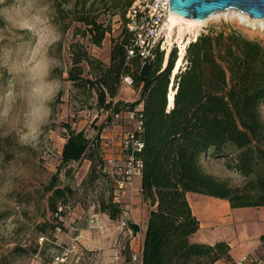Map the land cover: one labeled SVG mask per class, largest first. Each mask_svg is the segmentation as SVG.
<instances>
[{"label": "trees", "instance_id": "trees-1", "mask_svg": "<svg viewBox=\"0 0 264 264\" xmlns=\"http://www.w3.org/2000/svg\"><path fill=\"white\" fill-rule=\"evenodd\" d=\"M132 2L53 0L60 28L65 31L71 26L61 21L71 15V20L85 26L74 27L75 33L95 46H100L105 34L111 32L110 20L98 21L100 12L110 17L119 15L123 21L124 31L111 39L108 63L92 55L82 41L69 44L71 65L67 79L79 88H94L98 106L109 109L111 118L114 113L142 103L139 135L143 147L137 153L142 160L140 193L154 208L148 213L141 264H209L219 259L231 262L226 241L210 244L190 240L199 221L186 192L224 198L231 207L264 206V121L259 110L264 101V46L235 29L199 33L186 46L184 65L172 83L173 106L168 109L167 92L176 51L170 52L165 66L164 51L158 47L151 58L127 56L131 33L124 23ZM64 4L70 6L66 9ZM84 62L88 66L86 77ZM124 75L131 77V86L139 93L132 102L114 99ZM64 126L60 165L86 156L90 161L89 180L100 177L108 185L109 194L99 199L98 211L117 219L124 212V202H113V186L100 170V137L93 143L83 130L67 123ZM208 151L216 157H231L227 167L243 177L242 183L231 186L205 171L200 157ZM58 181L53 175L45 191L50 192L49 209L62 214L58 202L65 204L73 190L68 185H58ZM130 225L134 230L139 228L134 223ZM260 239L264 250V234Z\"/></svg>", "mask_w": 264, "mask_h": 264}, {"label": "rangeland", "instance_id": "rangeland-1", "mask_svg": "<svg viewBox=\"0 0 264 264\" xmlns=\"http://www.w3.org/2000/svg\"><path fill=\"white\" fill-rule=\"evenodd\" d=\"M69 6L64 4L66 9ZM70 17L61 20L71 25L63 31L55 21L53 0H0V264H107L94 261L92 251L81 245L78 248L83 253L77 254L73 236L75 227L85 228L89 214L98 211L99 199L109 194L108 185L100 177L89 180L86 156L64 166L60 157L65 123L83 130L93 143L100 133H110L113 151L120 153L116 142L131 128L130 120L124 114L111 118L109 109L98 106L95 89L75 86L67 79V69L71 65L69 44L76 40L108 63L111 39L124 31L123 21L119 15L100 12L98 21L110 20L111 32L95 46L75 33L74 27L85 26ZM232 29L264 46V21L226 13L195 27L197 35ZM173 49L177 57V42L172 43ZM82 67L83 76H88L85 62ZM170 86L171 79L168 90ZM138 97L137 89L120 82L114 99L132 102ZM259 110L264 121V101ZM227 162L231 157H216L211 151L200 157L205 171L231 186L240 185L243 177L227 167ZM53 175L58 185L73 190L65 204L58 202L60 215L49 209L50 192L45 191ZM123 215L111 220L121 224L123 219L121 225H129Z\"/></svg>", "mask_w": 264, "mask_h": 264}, {"label": "crops", "instance_id": "crops-1", "mask_svg": "<svg viewBox=\"0 0 264 264\" xmlns=\"http://www.w3.org/2000/svg\"><path fill=\"white\" fill-rule=\"evenodd\" d=\"M140 184L141 177H135L133 190L122 197L123 207H127L123 212L125 218L138 225V230H134L130 223L121 225L123 219L121 224L113 222L101 211L89 214L85 228L75 227L74 243L92 251L94 261L141 264V259L133 260L132 256L141 255L148 213L154 206L142 199ZM186 198L199 221L198 229L190 236L191 241L212 244L224 240L230 246L231 261L244 253L262 252L260 236L264 234V206L231 207L227 199L191 191L186 192ZM209 264L230 262L219 259Z\"/></svg>", "mask_w": 264, "mask_h": 264}, {"label": "built area", "instance_id": "built-area-1", "mask_svg": "<svg viewBox=\"0 0 264 264\" xmlns=\"http://www.w3.org/2000/svg\"><path fill=\"white\" fill-rule=\"evenodd\" d=\"M170 0H133L125 13V27L131 33V41L127 48V56L138 55L142 60L153 57L155 49L163 50L165 41V21ZM132 79L129 75L121 78V83L131 86ZM142 103L133 109L122 110L112 114L119 117L125 115L131 122V128L118 137L120 153H114L113 140L110 133H100V145L103 163L101 172L109 179L113 186V202H121L122 197L134 188L135 177L141 175L142 160L137 156L141 151L143 142L139 133L142 130L140 110ZM105 130V127L103 128ZM140 191V187H139ZM58 206V210H61ZM127 210V207L124 208ZM57 214V213H56ZM60 215V214H59ZM77 254L83 253L82 249L74 243ZM133 260H140L141 255L134 254ZM62 260V259H61ZM230 264H264V250L261 253H244L233 259Z\"/></svg>", "mask_w": 264, "mask_h": 264}, {"label": "bare ground", "instance_id": "bare-ground-1", "mask_svg": "<svg viewBox=\"0 0 264 264\" xmlns=\"http://www.w3.org/2000/svg\"><path fill=\"white\" fill-rule=\"evenodd\" d=\"M233 14L236 16H240L241 18H247L251 21H264V18H257V17H250L247 14L239 11L236 8H227L223 10H218L211 15L205 17L203 20H194L187 17H183L173 11H170L167 15L166 21H165V49L166 53L163 60V66L166 65L168 56L170 53V49L173 42H177L179 46V53L178 56L175 58L170 79H171V86L169 87V90L167 92V108H170L173 106V98H174V90L172 87V83L174 80L175 74L179 71L181 64L183 62V55H184V49L186 47V44L190 41V39H195L197 36V32L195 30V27L197 25H201L203 22H205L208 18L220 15V14ZM189 33L190 36H185V34Z\"/></svg>", "mask_w": 264, "mask_h": 264}, {"label": "water", "instance_id": "water-1", "mask_svg": "<svg viewBox=\"0 0 264 264\" xmlns=\"http://www.w3.org/2000/svg\"><path fill=\"white\" fill-rule=\"evenodd\" d=\"M169 7L171 11L194 20H203L218 10L231 7L250 17L264 18V0H170Z\"/></svg>", "mask_w": 264, "mask_h": 264}]
</instances>
